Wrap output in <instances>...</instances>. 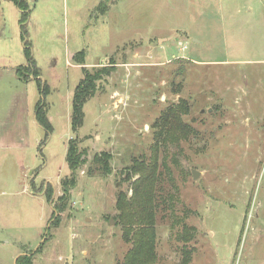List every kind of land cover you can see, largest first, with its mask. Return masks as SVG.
Returning <instances> with one entry per match:
<instances>
[{
    "label": "rangeland",
    "instance_id": "rangeland-1",
    "mask_svg": "<svg viewBox=\"0 0 264 264\" xmlns=\"http://www.w3.org/2000/svg\"><path fill=\"white\" fill-rule=\"evenodd\" d=\"M26 1L24 40L47 89L42 95L35 81L15 76L25 63L20 13L0 0V264H14L21 239L33 264H122L130 245L116 221L117 196L128 190L121 173L150 159L155 122L180 100L193 134L159 150L160 196L174 205L157 210L156 264H184L183 247L187 264H264V0ZM101 1L103 15L95 11ZM111 63L73 135L72 94L83 70ZM41 101L49 135L34 119ZM71 138L86 151L85 165L53 218ZM100 154L110 156V174L89 176ZM32 187L52 189L50 221L59 217L41 239L37 202L21 206ZM21 220L31 229L22 232ZM184 225L193 229L188 242Z\"/></svg>",
    "mask_w": 264,
    "mask_h": 264
},
{
    "label": "trees",
    "instance_id": "trees-1",
    "mask_svg": "<svg viewBox=\"0 0 264 264\" xmlns=\"http://www.w3.org/2000/svg\"><path fill=\"white\" fill-rule=\"evenodd\" d=\"M15 5L20 13L19 29L21 40L24 41L23 53L26 60V65L16 69L17 77L26 82L29 79L23 77L21 70H29L34 75V80L37 84L39 92L45 95L47 86L43 84L37 77L39 70L35 67L31 56L29 44L24 40L27 34L26 25L29 19L30 10L26 0H6ZM106 10V5L101 1L95 8V11L103 15ZM80 52V57H82ZM83 58V57H82ZM82 58H80L82 60ZM82 62V61H81ZM113 71L112 63L103 66L94 73H89L83 70V79L75 87L72 97V112H71V131L74 134L81 128L84 119V105L93 97L96 91V82L105 76H109ZM45 103L40 102L35 109V118L45 134L49 135L52 132V125L47 117ZM189 105L186 101L180 100L175 106L163 111L155 122L157 128L154 134L155 143L153 145L152 155L150 159L135 161L132 165L125 168L122 172L124 182L128 183V190L121 191L117 196L116 201V221L123 231L125 242L130 245L126 252L122 264H156V214L161 205L173 207L171 195L164 198L160 196V180L161 173L159 172L158 154L160 147L164 149L178 148L181 140L187 139L193 134V129L182 120L184 115L189 113ZM76 137H74L75 139ZM71 138L67 144L65 161L69 170V175L60 181L61 195L58 198V203L55 206L52 217L56 213H61L65 209L66 201L77 184V173L85 165V150H79L76 141ZM110 156L107 154L95 155L92 163L87 169V174L92 176L95 172L100 175L110 174L108 160ZM136 177V179H133ZM128 191L131 195L128 196ZM52 194V189L47 187L46 199ZM165 199H167L165 201ZM56 212V213H55ZM59 221L56 217L50 226H55ZM49 226V227H50ZM49 228L47 229V231ZM193 229L183 226V232L180 239L188 242L193 238L190 231ZM33 255L23 254L16 259V264H33ZM183 263L187 264L190 261V252L186 248L182 249Z\"/></svg>",
    "mask_w": 264,
    "mask_h": 264
},
{
    "label": "crops",
    "instance_id": "crops-1",
    "mask_svg": "<svg viewBox=\"0 0 264 264\" xmlns=\"http://www.w3.org/2000/svg\"><path fill=\"white\" fill-rule=\"evenodd\" d=\"M33 2H34V0H32ZM29 18H30V14H29ZM28 21H29V19H28ZM82 52V51H81ZM22 53H23V51H22ZM80 54V52H76V53H73V54H71V59H72V57H75V56H77V55H79ZM23 57H24V53H23ZM24 60H25V57H24ZM73 60V59H72ZM193 62H195V61H193ZM26 65V60H25V63L24 64H22V65H19V66H17L16 68H15V76L17 77V75H16V69L18 68V67H21V66H25ZM76 65H79V66H82L81 64H80V62H76ZM17 79L19 80V81H21L18 77H17ZM37 79H39L40 81H41V78H40V72H39V76L37 77ZM29 81H35L34 80V78H31V79H29V80H27L26 82H23V81H21V83H28ZM36 83V82H35ZM72 97H73V94H72ZM35 109H36V107L34 108V119H35V122H36V124H38V122L36 121V118H35ZM71 110H72V101H71ZM52 121V119L49 117V121ZM38 126L41 128V126L38 124ZM42 129V128H41ZM43 130V129H42ZM70 130H71V115H70ZM72 132V131H71ZM73 134V133H72ZM67 145V144H66ZM66 149H67V147H66ZM65 157H66V155H65ZM30 175H32V173L30 174ZM31 179H33V178H31ZM46 184V186H47V183H45ZM49 185H52V184H50V183H48ZM46 189H47V187H45V189H44V193L43 192H41V193H35L34 192V190H33V187H32V190H31V192H29L28 194H27V198H28V200H25V201H23L22 202V204H21V206L23 207V208H25V206H26V204H27V207H28V203H34V201H36L37 202V204H38V208H39V210H38V217H37V219H38V221H39V224H38V230H39V239H41V237H42V231L44 230V229H46V233H47V229L49 228V226H50V217H51V207H50V204L49 203H47L46 202V196H45V193H46ZM30 200V201H29ZM43 201H44V203H43ZM43 204H47L48 205V211H43ZM30 206L32 205V204H29ZM22 222H25V220H21V231L23 232L25 229H27L28 227H29V229H31L30 227H31V225H29V226H26L25 227V224L23 225L22 224ZM45 235L46 234H44V237H43V239H42V241L44 240V238H45ZM41 241V242H42ZM17 242H19V241H16V243ZM18 245H19V247H20V250L17 252V254L18 255H16V257H15V260H14V262L16 263V259L20 256V255H23V254H26L24 251H23V249H24V247L25 246H27V245H31L30 243H27L25 240H23L22 241V239H21V242H19V243H17ZM34 245V244H33Z\"/></svg>",
    "mask_w": 264,
    "mask_h": 264
},
{
    "label": "water",
    "instance_id": "water-1",
    "mask_svg": "<svg viewBox=\"0 0 264 264\" xmlns=\"http://www.w3.org/2000/svg\"><path fill=\"white\" fill-rule=\"evenodd\" d=\"M192 177H193V179L195 180L196 178H197V173L196 172H192ZM111 224V223H110ZM14 264H16L15 262H14Z\"/></svg>",
    "mask_w": 264,
    "mask_h": 264
},
{
    "label": "built area",
    "instance_id": "built-area-1",
    "mask_svg": "<svg viewBox=\"0 0 264 264\" xmlns=\"http://www.w3.org/2000/svg\"><path fill=\"white\" fill-rule=\"evenodd\" d=\"M183 50L185 49V47L182 48Z\"/></svg>",
    "mask_w": 264,
    "mask_h": 264
}]
</instances>
